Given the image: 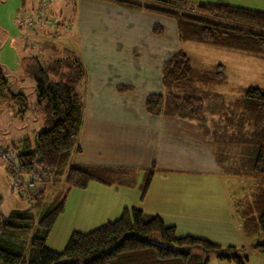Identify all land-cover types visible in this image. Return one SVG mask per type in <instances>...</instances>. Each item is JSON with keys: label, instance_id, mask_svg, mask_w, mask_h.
Here are the masks:
<instances>
[{"label": "trees", "instance_id": "obj_1", "mask_svg": "<svg viewBox=\"0 0 264 264\" xmlns=\"http://www.w3.org/2000/svg\"><path fill=\"white\" fill-rule=\"evenodd\" d=\"M104 1L171 17L182 40L264 59V11L226 0ZM33 19L29 22L34 24ZM36 20L61 24L57 17ZM154 28L160 32L159 25ZM63 52L30 63L37 77L33 87L38 104L47 114L46 125L37 132L34 142L24 135L15 157L7 153L6 159L12 172L29 173V180L34 175L43 185L24 189L23 193L33 205L45 208L37 220L32 209H15L0 217V264H209L211 255L246 264L244 246L223 247L202 237L180 236L175 225L137 207L124 209L118 218L94 230L73 232L62 251L47 247L49 234L64 212L72 188H86L91 181L123 186L137 182L136 176L126 170L74 163L75 154L81 150L78 138L84 100L79 88L85 70L74 51ZM225 70L222 64L214 70L197 69L183 50L175 51L162 68L163 89L146 97L145 108L153 115L195 122L212 142L219 166L227 173L253 177L255 187L235 201V211L243 234L255 241L264 234V87H242L230 102L216 87L225 82ZM8 77L0 63V103L20 105L18 112L23 113L30 105L29 98L22 92H12ZM128 89L119 87L121 91ZM151 180L149 172L143 196ZM251 247L264 254V241H256Z\"/></svg>", "mask_w": 264, "mask_h": 264}, {"label": "crops", "instance_id": "obj_2", "mask_svg": "<svg viewBox=\"0 0 264 264\" xmlns=\"http://www.w3.org/2000/svg\"><path fill=\"white\" fill-rule=\"evenodd\" d=\"M199 1L203 0L193 2ZM78 2L67 28L79 33L78 46L71 48L78 51L85 70L79 88L84 100L78 138L81 150L75 154L74 163L126 170L142 185L152 172L148 195L157 176L164 174L208 178L211 184L206 191H211L213 181L217 180L226 194L222 206L230 213L227 229L232 228L238 235L237 242L228 245L247 248V264H264V254L251 247L257 238L254 241L243 234L235 211V201L255 187L253 177L227 173L219 166L212 142L195 122L153 115L145 108L146 97L163 89L164 63L175 51L183 50V44L199 42L182 40L176 21L165 15L104 0ZM155 25L160 26V32H156ZM245 59L248 58L239 57L236 61ZM121 85L129 89L121 91ZM227 183L231 185L232 199ZM188 193L193 201L201 195L196 188H189ZM172 212L173 216L178 215L177 210Z\"/></svg>", "mask_w": 264, "mask_h": 264}, {"label": "rangeland", "instance_id": "obj_3", "mask_svg": "<svg viewBox=\"0 0 264 264\" xmlns=\"http://www.w3.org/2000/svg\"><path fill=\"white\" fill-rule=\"evenodd\" d=\"M226 1L233 5L264 11V0ZM41 2L42 0H0V63L9 74L12 92H22L30 101L29 107L23 113L18 112L20 105L0 103V217L7 216L15 209H32L37 220L45 208L44 205H33L27 194L23 193L24 189L43 185L38 184L35 179L34 185L31 186L33 179L29 180V173L12 172L6 155L10 153L15 157L16 151L23 143L22 137L28 135L34 142L37 132L46 125L47 114L44 107L38 104L39 97L33 87L37 77L30 63L36 59L45 61L47 58L64 54L65 48L74 50L71 47H77L79 43V33L74 29H67L71 15L79 7L78 0L47 2L42 18L49 20L57 17L60 25L36 20L40 19L38 14L41 13ZM31 16L36 18L33 19L34 24L29 22ZM183 50L189 54L193 66L197 69L214 70L218 64L226 66L227 79L220 88L218 85L216 87L224 92V98H229L230 102L235 100L242 87L264 85V67L261 65L264 63H260L264 62V59L261 57H250L246 52L233 53L229 49L199 43H185ZM77 52L75 51V54ZM238 56L248 59L238 62ZM16 162H19L17 157ZM18 178H21V185L17 183ZM213 182L211 191H206L205 188H209L211 184L208 178L164 174L157 176L154 188L149 195L147 192L144 198V185L138 181L130 186L91 181L86 188H72L66 196L65 210L54 224L46 245L52 250L62 251L73 232L94 230L118 218L124 209L137 207L147 214L160 215L166 223L175 225L180 236L194 235L223 247L230 246L228 244L237 242L238 235L234 234L232 228L227 229L231 221L230 213L222 206L226 194L224 188L219 187L217 180ZM227 186L229 189L230 183H227ZM189 188L199 190L201 195L196 196L197 200L189 199ZM50 193L48 192V195ZM160 194L162 200H158ZM228 194L229 199H232L230 189ZM172 210H177L178 215L173 216ZM222 228H225L223 232ZM256 241L263 242L264 234ZM232 253L234 251L230 254ZM243 258L247 264L246 258ZM254 260L253 258L252 262ZM209 264L235 263L211 255Z\"/></svg>", "mask_w": 264, "mask_h": 264}, {"label": "built area", "instance_id": "obj_4", "mask_svg": "<svg viewBox=\"0 0 264 264\" xmlns=\"http://www.w3.org/2000/svg\"><path fill=\"white\" fill-rule=\"evenodd\" d=\"M49 0H42V2H41V6H40V11H41V13L40 14H38L39 15V18L40 19H42V16H43V12H44V10H45V6H46V4H47V2H48ZM30 19H32V16L31 17H29ZM34 176V175H33ZM32 181L30 182V185L31 186H33L34 185V180L36 179L35 177H32ZM19 180V179H18ZM18 180H17V183H18Z\"/></svg>", "mask_w": 264, "mask_h": 264}]
</instances>
